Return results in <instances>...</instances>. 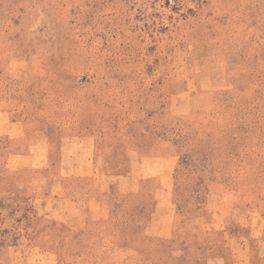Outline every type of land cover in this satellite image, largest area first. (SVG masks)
Returning <instances> with one entry per match:
<instances>
[{
	"label": "rangeland",
	"instance_id": "1",
	"mask_svg": "<svg viewBox=\"0 0 264 264\" xmlns=\"http://www.w3.org/2000/svg\"><path fill=\"white\" fill-rule=\"evenodd\" d=\"M0 264H264V0H0Z\"/></svg>",
	"mask_w": 264,
	"mask_h": 264
}]
</instances>
